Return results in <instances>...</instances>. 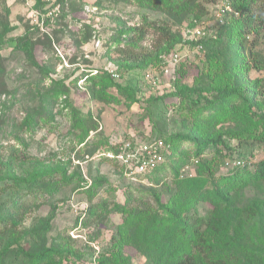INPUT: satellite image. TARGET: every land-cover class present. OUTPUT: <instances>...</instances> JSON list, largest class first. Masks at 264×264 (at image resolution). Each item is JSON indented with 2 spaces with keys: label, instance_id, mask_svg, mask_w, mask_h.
Instances as JSON below:
<instances>
[{
  "label": "trees",
  "instance_id": "16d2710c",
  "mask_svg": "<svg viewBox=\"0 0 264 264\" xmlns=\"http://www.w3.org/2000/svg\"><path fill=\"white\" fill-rule=\"evenodd\" d=\"M64 1L55 0L58 14ZM125 1H135L167 18L157 21L143 13L142 23L133 26L118 19L111 34L115 56L110 59L120 77L125 78L129 72L133 76L123 82L113 78L108 69L86 73L87 93L96 101L123 103L130 109L144 94L138 78L142 71L160 69V73H165L167 69L179 75L168 92H149L144 98L152 133L143 139L163 140L165 159L144 174L152 185L137 180L142 186L140 190L147 192L138 200L128 193L123 203L102 197L95 205L91 197L103 183L102 175L89 171L91 182L87 184L80 165L72 164L71 159L50 160L22 154L18 144L8 146L5 153L0 150V196L5 197L0 200V264H74L71 259L81 256L68 234L63 231L50 234L55 204L51 203L45 214L31 217L33 210L42 204L40 197H52L71 182L73 188L87 186L88 216L97 220L104 219L109 212L121 216L110 246L98 254L96 264H131L132 256L125 253L127 247L143 255L146 264H264V158L251 164L249 161L254 151L264 145V76H250L253 69L264 68V55L256 48L259 43L264 44V0ZM101 2L98 0L96 5ZM221 2L229 3L232 11L223 14L222 22L215 20L213 30L203 24L208 34L200 37L184 34L185 28L202 22L200 18L208 13L209 7L216 8ZM43 5L42 0H34L35 8L41 9ZM9 14L6 0H0V95L14 97L21 88L7 84L2 48L13 43L9 54H22L35 73L25 92L32 93L36 101H31L34 104L21 123H13L14 130L30 129L39 121H48L54 103L66 95L63 104L71 107L72 127L81 128L77 140L89 145L84 141L98 122L90 111L82 115L72 107L64 78L50 76L56 72L60 57L51 53L47 60L40 61L34 54L36 44L52 49V38L58 41L57 35L62 31L56 29L58 18L55 26L49 25V34L42 33L30 22L26 10L24 18L19 19L23 23L22 33L8 36L14 28ZM169 18H175L179 25L183 19L189 21L184 28L174 30ZM150 31L156 36L148 49L141 41ZM39 34L45 35L46 40L40 41ZM73 36L79 44L90 38L85 27ZM184 48L193 50L191 62L180 57L179 49ZM171 53H177L178 60L169 65L162 63ZM188 75L191 82H184L182 79ZM46 79H50L47 87ZM167 97L177 98L169 107L180 116L184 131L167 127L169 117L164 116L160 107ZM1 106L8 107L5 103ZM13 137L23 142L16 133ZM231 139L236 142L231 144ZM120 146L121 143L112 144L108 149L117 153ZM97 149L98 145L91 148L89 156ZM228 159H240L243 163L218 174ZM186 166L193 167L194 173L183 175ZM119 168L122 176L123 168L120 165ZM167 171L171 173L173 186L167 182ZM105 189L110 194L115 188L108 184ZM162 192L168 194L166 201L161 198ZM148 200L154 205L148 204ZM200 202L212 206L206 219L194 217ZM28 216L30 221L26 224Z\"/></svg>",
  "mask_w": 264,
  "mask_h": 264
},
{
  "label": "rangeland",
  "instance_id": "374dc122",
  "mask_svg": "<svg viewBox=\"0 0 264 264\" xmlns=\"http://www.w3.org/2000/svg\"><path fill=\"white\" fill-rule=\"evenodd\" d=\"M98 0H65L58 16L56 29L62 31L57 35L58 41L55 37L51 40L52 49L43 47L44 44H36L34 54L40 61L47 60L51 53H56L60 59L56 61L55 73L50 76L53 79L64 78L65 83L69 87L67 98L72 107L78 109L82 115L91 112L93 118L98 122L96 129L88 132L85 143H79L77 138L81 132L80 127L73 128L71 107L63 104L66 95H62L56 103H54L50 118L48 121H39V124L32 125V128L27 129L19 127L14 130L13 123H21L25 118L27 112H30L33 100L36 97L32 93H26L25 86L34 78V68L29 65V62L23 58V55L18 52L9 54L13 43L7 47L2 48L1 54L3 58V65L8 71L6 77L7 84L10 86L18 85L19 92L13 97L12 95H0V150L5 153L7 147L13 144H18L19 152L36 156L40 158H50V160H67L71 159L72 164H79L84 177L91 182V177L88 176L90 171L94 175H102L103 183L96 189V193L91 197V202L98 205V201L102 197H107L111 202L123 203L125 202L128 193H131L133 200H138L140 196H144L147 192L140 190L136 179L128 178L124 174L121 176L119 165L115 163L107 152H110L108 147L112 144L124 142L125 140H144L143 137L150 136L152 133V124L149 120L144 106L149 92H157L159 94L168 92L173 88L176 78H179L172 70L166 73H160L157 69L154 74L157 75L158 87L155 91L146 86L143 82V73L138 75L139 82L142 88V99L132 105L128 109L123 103L120 104H105L100 101L91 99L86 89V73L94 74L97 69L115 70V65L111 61V57L115 56L112 51L114 44L111 42V34L113 29L118 24V19L124 20L128 25H138L142 23V14L148 18L161 21L162 18H167L165 15L158 11L150 10L146 7L138 5L135 1L117 0L110 2L109 0H102L101 5H96ZM215 7H209V11L204 17H201L203 24L208 25L209 29L214 28V19L212 17ZM25 15V14H24ZM21 13L20 18H24ZM10 24L14 28L8 33V36H17L22 33L23 27L19 19L12 20L8 17ZM191 17H189L190 19ZM172 28L175 30L184 26L189 20H184L182 23L176 24L175 18H169ZM85 27L90 38L87 42L76 43L73 36L79 28ZM181 27V28H182ZM88 29V31H87ZM74 32V33H72ZM155 33L152 31L146 34V37L141 41L144 48H150L152 39ZM40 41L46 40V36L39 34ZM43 47V49H42ZM179 47V46H177ZM264 55V44L259 43L256 47ZM179 55L183 59H188L189 62L194 60L193 50L179 49ZM169 57H164L162 63H168ZM42 59V60H41ZM153 71V70H152ZM131 72L125 74V78L119 77L117 80L126 81ZM195 73V72H194ZM189 76V75H188ZM250 76H264V68L259 70L253 69ZM75 78H78L75 81ZM184 82H191L192 77H185L182 79ZM23 83L24 85L20 84ZM142 82V83H141ZM46 87L50 85V79L45 80ZM35 91V88L32 87ZM114 91V89H111ZM115 92V91H114ZM177 98L167 97L165 103L160 106L161 111L165 117H169L166 121L167 127L176 131H184L179 122V117L175 112H172L169 103L176 102ZM5 103L7 108L1 106ZM12 104V105H10ZM160 109V108H159ZM241 130H245L241 127ZM264 132V131H263ZM19 135L23 142H18L13 134ZM231 144L236 141L230 140ZM95 145L98 149L89 156L88 151ZM257 148L253 155L250 156V164L264 158V145ZM226 162V161H225ZM229 167L223 164L220 170L217 171L225 173ZM193 171V167L191 168ZM192 173V174H193ZM167 182L173 186L171 181V173L167 171ZM147 186L152 185L149 177H142L140 181ZM110 184L115 189L106 193V186ZM162 184L157 185L158 188ZM74 183L62 187L54 196L40 197L42 202L40 208L33 210L31 217L37 214H45L50 204H55V216L52 221V231L50 234H55L57 231H63L73 239V248L77 249L81 256L76 259H71L74 264H90L93 259L98 257V254L110 246L111 237L114 232V227L117 223L121 222V216L116 213L109 212L104 215V219L97 220L95 216L87 215V208L90 202L88 193L86 192L87 186L73 188ZM162 195V200L166 201L168 194L166 192ZM248 193H251L249 191ZM0 196V200L4 199ZM152 198V197H150ZM148 204L154 205L150 200ZM133 203H136L134 201ZM211 204L209 202H200L195 207L194 217H203L206 219L211 212ZM29 217V216H28ZM94 218V219H93ZM26 224L30 221V217L26 218ZM126 254L132 256L131 264H146L145 257L139 254L135 249L127 247Z\"/></svg>",
  "mask_w": 264,
  "mask_h": 264
},
{
  "label": "built area",
  "instance_id": "2783aa9c",
  "mask_svg": "<svg viewBox=\"0 0 264 264\" xmlns=\"http://www.w3.org/2000/svg\"><path fill=\"white\" fill-rule=\"evenodd\" d=\"M44 5L40 8L34 7V1L29 3L27 0V12L30 18V22L37 26L42 33L49 34L50 29L49 25L52 27L55 26L56 20L58 18L59 6L55 4V0H42ZM226 11H232L231 6L227 2H221L213 11L214 21H223V14ZM197 23L193 27H187L183 30L185 35L191 37H200L205 35V27L202 22L196 21ZM208 34V33H207ZM169 64L175 63L178 60L177 53H171L169 56ZM166 72L167 69L165 70ZM112 77L117 79L120 77V74L114 70H109ZM154 71H147L143 74V82L149 88L158 87V79L153 73ZM165 72V73H166ZM142 83V82H141ZM166 146L163 140L158 138H151L148 140H125L121 142L119 152L115 153L113 151L107 152V156L117 160L119 165L123 168V174L128 178L142 180V177H145V173L151 172L152 169L156 168L161 164L165 159V150ZM243 162L240 159H228L225 164L228 167L235 165H240ZM190 166H186L182 169L183 175H191ZM95 258L90 264H96Z\"/></svg>",
  "mask_w": 264,
  "mask_h": 264
},
{
  "label": "crops",
  "instance_id": "0c3cea01",
  "mask_svg": "<svg viewBox=\"0 0 264 264\" xmlns=\"http://www.w3.org/2000/svg\"><path fill=\"white\" fill-rule=\"evenodd\" d=\"M29 3H32L34 0H27ZM6 4L9 7L10 10V19L13 21L16 19H20V13L21 15H24L27 10L26 2L25 0H6ZM19 24V21H15Z\"/></svg>",
  "mask_w": 264,
  "mask_h": 264
}]
</instances>
